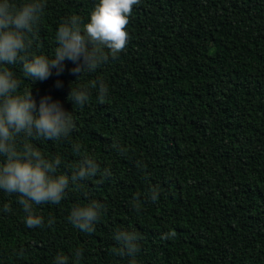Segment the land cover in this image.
<instances>
[{
	"label": "trees",
	"instance_id": "1",
	"mask_svg": "<svg viewBox=\"0 0 264 264\" xmlns=\"http://www.w3.org/2000/svg\"><path fill=\"white\" fill-rule=\"evenodd\" d=\"M97 2L47 0L33 50L51 59L59 24L71 15L88 22ZM127 31L125 49L115 57L105 49L107 62L77 81L70 60L33 84L9 66L37 107L50 95L75 123L66 138L29 142L59 155L67 175L79 143L98 171L70 182L60 204L34 205L40 227H28L17 197L0 191V209L12 208L0 211V264H55L61 253L73 264L77 247L75 264H129L113 251L122 230L138 234L137 264H264V0H140ZM70 86L87 87L82 108L67 98ZM92 200L104 208L95 230L81 232L68 217Z\"/></svg>",
	"mask_w": 264,
	"mask_h": 264
},
{
	"label": "clouds",
	"instance_id": "2",
	"mask_svg": "<svg viewBox=\"0 0 264 264\" xmlns=\"http://www.w3.org/2000/svg\"><path fill=\"white\" fill-rule=\"evenodd\" d=\"M139 3L140 0H98L88 22H82L78 15L67 17L58 26L55 33L57 47L49 59L33 50L36 28L44 16L47 0H0V191L17 197L16 203L22 207L28 227H40L44 223L35 213L34 205L60 204L69 183L78 186L81 180L97 173L98 165L77 143L73 149L81 156L80 161L70 175L59 174L61 157L46 156L29 142L30 138L51 141L66 138L75 123L71 112L50 95L42 96L37 107L31 89L21 90V81L9 66L20 65L23 77L33 84L47 79L53 69L57 74L61 73L64 61L70 60L75 64L72 72L78 74L77 81L107 62L109 55L105 49L113 57L125 49L129 38V16L133 6ZM96 83L94 81L91 86L95 87ZM98 84L97 98L104 103L109 89L103 79ZM60 86L61 82L57 81V87ZM70 88L67 98L73 106L82 108L89 99L87 87ZM113 147L121 154L127 152V148L119 144ZM105 172L110 174L108 169ZM147 196L155 202L158 191L152 189ZM133 206L139 211L137 204ZM103 208L96 200L75 205L68 220L81 232L92 233ZM0 211L9 213L12 208L4 203ZM174 236L175 232L170 231L163 233L161 239ZM114 239L119 247L113 251L128 256L129 264H137L138 234L122 230ZM83 252L79 247L72 251L73 264L82 258ZM55 264H69V256L58 254Z\"/></svg>",
	"mask_w": 264,
	"mask_h": 264
}]
</instances>
